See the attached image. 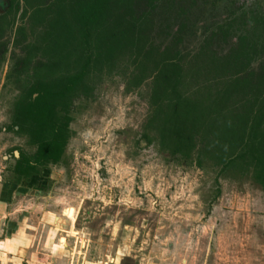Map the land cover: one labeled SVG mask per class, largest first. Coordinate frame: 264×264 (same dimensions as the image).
<instances>
[{
	"label": "rangeland",
	"instance_id": "1",
	"mask_svg": "<svg viewBox=\"0 0 264 264\" xmlns=\"http://www.w3.org/2000/svg\"><path fill=\"white\" fill-rule=\"evenodd\" d=\"M177 1L185 19L200 25L240 10L264 16V0ZM53 2L20 0L19 11L0 18V191L12 198L1 214L11 215L4 223L0 216L1 264H264V188L252 173L209 159L180 162L143 137L154 65L148 46L166 43L157 26L165 4L142 32L147 45L136 31L131 44L119 37L98 47L99 64L72 98L62 161L16 182V158L21 151L32 157L35 146L12 126L14 104L35 72L53 79L77 58L53 28ZM204 38L202 31L188 35L187 63ZM236 40L213 47L222 56ZM252 68L259 72V62ZM198 72L213 84L212 70Z\"/></svg>",
	"mask_w": 264,
	"mask_h": 264
},
{
	"label": "trees",
	"instance_id": "2",
	"mask_svg": "<svg viewBox=\"0 0 264 264\" xmlns=\"http://www.w3.org/2000/svg\"><path fill=\"white\" fill-rule=\"evenodd\" d=\"M162 4L166 18L157 26L166 43L148 46L154 65L146 79L151 90L143 137L180 162L202 165L209 159L222 169L250 172L264 188V16L240 10V16L222 23L200 25L185 19L177 0H54L53 28L72 43L77 58L72 71L56 78L35 72L14 104L12 126L26 132L35 146L32 157L21 151L16 158V182L62 161L71 134L72 98L99 64L98 47L119 37L131 44L136 31L147 45L149 35L142 32L156 24L153 17ZM20 7V0H0V18ZM201 31L205 38L187 63L186 39ZM233 35L235 44L221 56L213 43L228 42ZM255 62L259 72L252 68ZM202 66L212 70V85L200 76ZM213 85V91L206 88Z\"/></svg>",
	"mask_w": 264,
	"mask_h": 264
},
{
	"label": "crops",
	"instance_id": "3",
	"mask_svg": "<svg viewBox=\"0 0 264 264\" xmlns=\"http://www.w3.org/2000/svg\"><path fill=\"white\" fill-rule=\"evenodd\" d=\"M0 190H1V188H0ZM6 190L4 189V191H2V192L0 191V207H1L0 208V216H2L1 215L2 212H4L6 210L7 206L11 203V199H12L10 197L11 196L10 191L7 192L8 190L7 191ZM9 215H11V213L3 214V216H2L3 217V220H1V222L3 221V223H4V221L7 219V217ZM24 221L25 220H23V218H21V223H23ZM15 225H17V223L16 222H13V220H10L8 222V224H7L8 230L9 231H12L14 229ZM0 247L1 248H4L2 245H0ZM4 255H5V253H2L1 252V249H0V264H1L2 259H5V258H3ZM13 264H20V263L19 262H16V263H13Z\"/></svg>",
	"mask_w": 264,
	"mask_h": 264
},
{
	"label": "flooded vegetation",
	"instance_id": "4",
	"mask_svg": "<svg viewBox=\"0 0 264 264\" xmlns=\"http://www.w3.org/2000/svg\"><path fill=\"white\" fill-rule=\"evenodd\" d=\"M36 176V175H35Z\"/></svg>",
	"mask_w": 264,
	"mask_h": 264
}]
</instances>
